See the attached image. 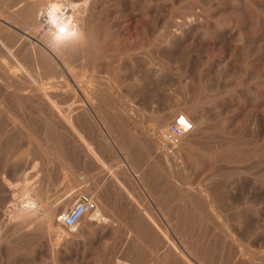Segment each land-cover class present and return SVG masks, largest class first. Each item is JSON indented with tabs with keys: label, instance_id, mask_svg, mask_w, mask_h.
Segmentation results:
<instances>
[{
	"label": "rangeland",
	"instance_id": "rangeland-1",
	"mask_svg": "<svg viewBox=\"0 0 264 264\" xmlns=\"http://www.w3.org/2000/svg\"><path fill=\"white\" fill-rule=\"evenodd\" d=\"M51 1L0 0V264H264V0H63L64 49ZM24 182L109 223L14 219Z\"/></svg>",
	"mask_w": 264,
	"mask_h": 264
},
{
	"label": "bare ground",
	"instance_id": "bare-ground-1",
	"mask_svg": "<svg viewBox=\"0 0 264 264\" xmlns=\"http://www.w3.org/2000/svg\"><path fill=\"white\" fill-rule=\"evenodd\" d=\"M84 4V3H83ZM83 4H80V5H68V3L64 2L63 0H58V1H51L48 3V5L42 9V11L40 12V16L38 19H41L43 18V20L46 22L47 24V27H45L47 30H46V34H45V37L47 38L45 40V43L50 45V44H53V45H59L62 47V49L64 48H69L70 45L78 42V40H80V38L83 36L82 33H81V30H79L76 26H75V21L77 20L76 19V13H79L81 11V9H86L85 5L83 6ZM34 7V6H33ZM37 7V6H36ZM84 7V8H83ZM33 9V8H32ZM84 9V10H85ZM30 10V8H29ZM33 12V11H31ZM82 13V12H81ZM86 13V12H85ZM87 16V14H86ZM89 17V16H88ZM33 18H31V21H32ZM36 19V18H35ZM90 19V17H89ZM192 19V18H190ZM87 20V19H86ZM35 21V20H34ZM37 21V20H36ZM33 22V21H32ZM38 23V22H37ZM83 25V24H82ZM8 27V26H7ZM86 29V28H85ZM84 29V30H85ZM190 30V29H189ZM192 30V29H191ZM3 31H1L0 33H2ZM192 32V31H191ZM178 33V32H176ZM86 34V33H85ZM188 34V33H187ZM3 35V33H2ZM7 35V34H6ZM177 35V34H176ZM1 37V36H0ZM3 37V36H2ZM86 38V37H85ZM90 38V37H89ZM172 39V38H171ZM1 40V39H0ZM91 40V39H90ZM173 40V39H172ZM2 41V40H1ZM0 41V42H1ZM89 41V39H88ZM90 42V41H89ZM169 42V41H168ZM4 43V42H2ZM5 45V44H4ZM2 46L5 48V46ZM10 45V44H9ZM46 46V45H45ZM88 47V46H87ZM3 48V49H4ZM11 49V48H10ZM9 49V50H10ZM48 50V48H46ZM72 49V47H71ZM87 49V48H86ZM2 50V49H1ZM0 50V51H1ZM6 49L5 48V52H6ZM8 50V51H9ZM73 50V49H72ZM71 50V51H72ZM11 51V50H10ZM9 51V53H10ZM14 50H12L13 52ZM51 51V50H50ZM69 51V50H68ZM77 51V50H76ZM87 51V50H86ZM89 51V50H88ZM81 52V51H80ZM82 52L84 53L85 51L82 50ZM19 53V52H18ZM53 53V52H51ZM7 54V53H6ZM11 54V53H10ZM9 54V55H10ZM13 54V53H12ZM17 54V53H16ZM70 55V53H68ZM86 54V53H84ZM91 54V53H90ZM14 55V54H13ZM12 56V55H10ZM16 56V55H15ZM67 56V55H66ZM83 56V55H82ZM85 56V55H84ZM88 56V55H87ZM18 57V55L16 56ZM22 58V56H20ZM19 57V58H20ZM24 57V56H23ZM54 57V56H53ZM75 57V56H74ZM77 57V56H76ZM81 57V56H80ZM86 57V56H85ZM84 57V58H85ZM90 57V56H89ZM15 58V57H14ZM79 58V57H78ZM13 59V57H12ZM16 59V58H15ZM81 59V58H80ZM91 59V58H89ZM22 59H20L21 61ZM62 61L63 64H65L66 62V59H63L61 58L60 59ZM59 60V61H60ZM13 61V60H12ZM17 61V60H16ZM58 61V60H57ZM58 61V62H59ZM60 61V62H61ZM72 61V59L70 60V62ZM74 61V60H73ZM76 61V60H75ZM88 61V60H87ZM69 62V63H70ZM16 63V62H15ZM19 64V62H17ZM68 63V62H67ZM21 64V63H20ZM32 64V63H31ZM58 64V63H56ZM55 64V65H56ZM89 64V63H88ZM1 65V64H0ZM54 66V65H53ZM57 66V65H56ZM61 66V65H60ZM63 66V65H62ZM34 67V66H33ZM42 67V66H41ZM60 68V67H59ZM65 69V68H64ZM45 70L47 72L51 71V68L49 67H45ZM61 70V69H60ZM46 72V73H47ZM61 72V71H59ZM58 72V73H59ZM1 73V72H0ZM57 73V74H58ZM67 74V72H66ZM27 77H28V74H26ZM56 75V74H54ZM68 75V74H67ZM47 76V75H46ZM59 76V74H58ZM69 76V75H68ZM33 78V77H32ZM58 78V77H57ZM4 79V78H3ZM7 79V78H6ZM4 79V81L6 80ZM30 79V78H29ZM84 79V78H83ZM31 83L32 80H30ZM65 81V80H64ZM54 82V81H53ZM61 82V81H60ZM78 82V81H77ZM76 82V83H77ZM8 83V81H7ZM5 83V84H7ZM18 83V82H17ZM48 83V81H47ZM63 83V82H62ZM72 83V82H71ZM79 83V82H78ZM10 84L12 85L11 81H10ZM9 84V85H10ZM54 84V83H53ZM59 84V82L57 83ZM4 85V84H3ZM8 85V86H9ZM34 85V84H33ZM36 85V84H35ZM49 85V84H48ZM5 86V85H4ZM19 86H20V83H19ZM60 86V84H59ZM63 86V85H62ZM37 87V86H36ZM52 88H55L51 85ZM61 87V86H60ZM7 88V87H6ZM10 88V87H8ZM13 88V87H12ZM15 88V87H14ZM22 88V87H20ZM40 88V87H39ZM17 90H19V92L21 93L23 91V88H22V91H20L19 88H16ZM37 90H40L38 88H36ZM14 90V89H13ZM60 90L62 89H59L57 91L60 92ZM30 91V90H28ZM32 91V90H31ZM30 91V92H31ZM36 91V90H35ZM52 91V90H50ZM66 91V90H65ZM78 91V89H77ZM26 92V91H25ZM34 92V89L33 91ZM55 92V91H54ZM18 93V92H16ZM56 93V92H55ZM62 93V92H61ZM78 93V92H77ZM80 93V92H79ZM23 94V93H22ZM44 94V93H43ZM46 94V93H45ZM17 95V94H16ZM32 95V94H31ZM38 95V94H37ZM41 95H42V92H41ZM34 96V95H33ZM30 97V96H29ZM36 97V96H35ZM45 97V95H44ZM59 99V98H58ZM21 100V99H19ZM21 102V101H20ZM200 123V122H199ZM195 125V123H194ZM159 139V138H158ZM161 141V140H160ZM163 144V143H162ZM183 149V148H182ZM58 158V156H57ZM174 158V157H173ZM59 159V158H58ZM175 160V159H174ZM169 161V160H168ZM35 168V167H34ZM67 172L70 173V175L73 177L74 179V182H71L70 184V191L74 192L78 187V186H84L86 183H89L87 182L88 180V175L87 174H81L80 176H76L75 172L72 173V171L69 169H67ZM76 176V178H75ZM175 176V175H174ZM4 180V179H3ZM79 183V184H78ZM78 184V185H77ZM75 188V189H74ZM70 192V193H71ZM72 192V193H73ZM47 193V192H46ZM5 194V193H4ZM68 195V194H67ZM72 195V194H71ZM70 195V196H71ZM11 197V196H10ZM93 198V200L95 201L94 197L91 196ZM13 198V197H12ZM68 198V196H67ZM182 198V197H181ZM180 198V199H181ZM14 199V198H13ZM49 198H44L41 197L38 192L36 191V189L30 185L27 184V182H24L23 184V188L21 189V196H20V199L17 203V205L15 206L14 208V211L11 213L12 214V218L14 217V219H19L21 220L22 222H26V221H35L37 220V215L41 212V215L43 216V219L44 220H48L51 224V226H53L54 228L56 229H60L61 226H62V218L63 216L65 215L66 213V210L65 208H61L60 210L58 209L57 210V207H55V205H53L52 203H48L49 201ZM58 200V199H57ZM56 200V201H57ZM70 200V199H69ZM182 200V199H181ZM188 200V199H187ZM63 201V200H62ZM71 201V200H70ZM74 201V200H73ZM209 201V200H208ZM72 203V202H69V204ZM74 203V202H73ZM96 203V209L92 212V213H89V214H85L83 217H86L87 215H89L90 217V221L95 225H101V226H106L109 222L106 221L107 219V216H106V213H104L103 209L100 207L99 203H98V200L95 201ZM183 203V202H182ZM14 204V203H13ZM55 204V203H54ZM181 204V203H180ZM53 205V206H52ZM57 205V204H56ZM8 207V206H7ZM187 206H185L186 208ZM211 207V206H210ZM10 208V206H9ZM12 208V207H11ZM184 208V207H183ZM184 208V209H185ZM8 211V210H7ZM182 212H183V209H182ZM7 213V212H6ZM9 213V212H8ZM7 213V214H8ZM5 215V214H4ZM184 215H185V212H184ZM216 215V214H215ZM6 216V215H5ZM4 216V217H5ZM9 217V216H8ZM82 217V218H83ZM10 218V217H9ZM81 218V219H82ZM11 219V218H10ZM177 219V218H176ZM110 220V219H109ZM81 221V220H80ZM79 221V222H80ZM31 222V223H32ZM78 222V223H79ZM174 224V223H173ZM27 225V224H26ZM79 225V224H77ZM76 225V226H77ZM75 226V227H76ZM174 226V225H173ZM178 226V225H177ZM74 227V228H75ZM176 227V226H175ZM73 229V228H71ZM60 232V231H59ZM171 233V232H170ZM60 234V233H59ZM58 234V235H59ZM14 235V234H13ZM169 239V238H168Z\"/></svg>",
	"mask_w": 264,
	"mask_h": 264
},
{
	"label": "built area",
	"instance_id": "built-area-1",
	"mask_svg": "<svg viewBox=\"0 0 264 264\" xmlns=\"http://www.w3.org/2000/svg\"><path fill=\"white\" fill-rule=\"evenodd\" d=\"M165 133L175 141L184 135V131L178 123L169 124ZM95 209L96 203L90 195L79 194L74 203L66 210L61 221L62 226L67 229L74 228L85 214L92 213Z\"/></svg>",
	"mask_w": 264,
	"mask_h": 264
}]
</instances>
